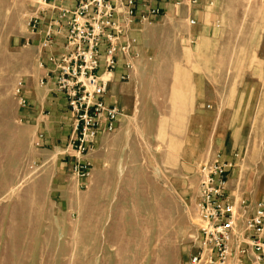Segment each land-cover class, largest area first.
I'll use <instances>...</instances> for the list:
<instances>
[{
  "label": "rangeland",
  "instance_id": "1",
  "mask_svg": "<svg viewBox=\"0 0 264 264\" xmlns=\"http://www.w3.org/2000/svg\"><path fill=\"white\" fill-rule=\"evenodd\" d=\"M211 2L208 24L148 32L121 80L124 116L78 181L75 117L68 102L49 104L28 41L42 0H0V264H214L201 246L199 166L227 159L231 199L264 201V0Z\"/></svg>",
  "mask_w": 264,
  "mask_h": 264
},
{
  "label": "built area",
  "instance_id": "2",
  "mask_svg": "<svg viewBox=\"0 0 264 264\" xmlns=\"http://www.w3.org/2000/svg\"><path fill=\"white\" fill-rule=\"evenodd\" d=\"M71 1L54 0L63 4L54 25L60 27L65 23L66 47L70 51L59 62L53 55L50 61L59 72L56 88L68 98L75 117L74 138L69 148L76 153L72 170L80 181L89 175L91 163L84 156L93 150L94 140L112 134L118 120L124 116V110L105 103L112 72L118 67L120 57L129 58L131 61L125 63V72L120 75V80H128L134 68L132 60L140 58V52L133 47L134 41L121 43L123 26L113 20V16L120 12V6L125 21L131 22L134 0H76L75 8L69 6ZM48 2L42 0V4ZM41 11L44 12V8L41 7ZM157 14L159 10H151L143 19ZM39 21L38 16L30 19L32 31L37 30ZM190 24L194 25L196 21L192 19ZM54 35L52 26L45 31L43 49L51 48ZM104 43L107 46L105 55L102 54ZM102 67L100 75L97 72ZM44 81L41 79L42 85ZM19 86L17 93L24 89L22 82ZM21 103L23 106L27 104L24 94ZM232 168V162L218 158L199 166L197 210L205 223L201 229V246L210 251L212 262L216 259L214 264H228L237 254L248 255L250 251L257 254L255 263L263 264L264 201L254 203L248 199L239 202L237 198L231 199L227 186ZM202 256H195L193 263H200Z\"/></svg>",
  "mask_w": 264,
  "mask_h": 264
},
{
  "label": "crops",
  "instance_id": "3",
  "mask_svg": "<svg viewBox=\"0 0 264 264\" xmlns=\"http://www.w3.org/2000/svg\"><path fill=\"white\" fill-rule=\"evenodd\" d=\"M213 0H134L133 3V15L131 22L125 21L126 17L121 12V7L118 6L119 13L113 16V20H118L123 26V33L121 35V43H132L133 47L138 49L141 56V51L143 47V42L146 39V35L154 27L162 24L168 23L172 24L175 20L180 19L186 21L187 19H194L199 23L208 24L209 17H212L213 10ZM54 3V4H53ZM63 4L55 3L54 0H49L48 3L42 4L41 7L44 8V12L40 11L38 17L40 18L39 26L37 30L29 32V39H32V43L36 44L40 50L41 65L43 68V77L46 83L51 86V91L55 94L50 100L49 104H52L55 109L58 106H63V102H69L65 94L58 91L56 88V82L59 77V72L53 62L50 61V56L53 55L56 61L59 62L64 55H68L70 49L66 47L67 39L66 32L67 28L65 23H62L60 27L54 25V21L59 16V7ZM71 8L77 6V1L72 0L69 5ZM159 10V14L151 15L148 19H143V16L147 15L151 10ZM54 29V39L51 48L43 49L42 43L45 39V31L49 27ZM60 29V30H59ZM203 34V35H200ZM189 42H195L196 40L205 39V34L200 31L197 37H187ZM106 45L104 43L102 47V54L105 55ZM131 61L129 58L124 56L119 58L118 67L114 72H112V77L108 83V92L105 97V103L110 106H116L117 108L124 110L129 104V94L128 91L130 87L120 80V75L125 72V63ZM135 64L137 60H132ZM98 74L103 73V67L98 70ZM27 99V97H25ZM30 104V103H29ZM60 108H58L59 110ZM30 115V112H27ZM57 114V113H56ZM41 116V114H39ZM31 116V115H30ZM195 128L200 130L202 133L207 130V125L205 122L198 123ZM227 136V135H226ZM103 137L99 136L94 140L93 147L97 146L100 139ZM69 151H73L69 148ZM94 149V148H93ZM93 151V150H92ZM74 155L76 153L74 152ZM72 155V156H74ZM222 161H227L223 159ZM72 166V165H71ZM228 194V193H227ZM232 195V193H230ZM257 254L250 251L248 255H239L233 259L235 264H257L256 261ZM262 264V263H261Z\"/></svg>",
  "mask_w": 264,
  "mask_h": 264
},
{
  "label": "bare ground",
  "instance_id": "4",
  "mask_svg": "<svg viewBox=\"0 0 264 264\" xmlns=\"http://www.w3.org/2000/svg\"><path fill=\"white\" fill-rule=\"evenodd\" d=\"M108 76H106V78H107Z\"/></svg>",
  "mask_w": 264,
  "mask_h": 264
}]
</instances>
